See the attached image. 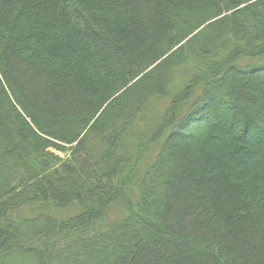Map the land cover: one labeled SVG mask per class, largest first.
<instances>
[{
	"label": "trees",
	"instance_id": "trees-1",
	"mask_svg": "<svg viewBox=\"0 0 264 264\" xmlns=\"http://www.w3.org/2000/svg\"><path fill=\"white\" fill-rule=\"evenodd\" d=\"M213 50L239 52L207 71L221 125L256 126L264 0H0V264H264L256 147L215 144L205 102L191 130L147 119Z\"/></svg>",
	"mask_w": 264,
	"mask_h": 264
},
{
	"label": "rangeland",
	"instance_id": "rangeland-1",
	"mask_svg": "<svg viewBox=\"0 0 264 264\" xmlns=\"http://www.w3.org/2000/svg\"><path fill=\"white\" fill-rule=\"evenodd\" d=\"M238 58H239V52L235 54V52H230V51L228 52L227 50H223V51L213 50L209 55L205 57L198 55L195 58L194 57L188 58L187 61H190L188 62V65L185 67V69L184 68L181 70L175 69V73L173 74L174 76L172 77L173 81L171 84L168 85V88L170 90L169 91L170 95L171 96L174 95V97H176L175 102L173 103L171 101V96L167 97L164 94L161 96L156 95L153 97V100L150 103V111L147 113L149 114L148 115L149 117L147 119H149L151 124H153L152 126H150V130L154 128L156 131L157 126L160 125V132L157 133L158 135L162 133V129L164 130V127H167L166 124L172 123L173 126L171 125L172 129L171 128L170 129L173 130L174 125H179L181 122L182 123L185 122L184 128H186L187 130H191L194 127L196 128L199 126H203L204 123L208 120V118H206L207 111L204 108V102H205V106H209L208 109L211 111V114L216 113L218 117L212 119V121L209 120L210 124H208V126L202 130L203 133H206L208 131L212 134L217 135L219 140L216 141L215 144H222V142H224L225 144L233 143L236 146H243V147L250 146L252 148L253 146H255L256 147L254 148L255 152L253 153L247 154L246 152V154L244 155V151L237 152V154L246 156L250 164L259 159H264V133L259 132L260 127H258L257 125V124H261V125L264 124V82H263L264 79L261 78V80L263 81L259 82L260 84H258L254 90H247L246 87L244 91L248 101L255 105L254 108H257L256 117L259 119L258 120L256 119V121L258 122L260 120V122L257 123L255 121L257 123L256 126L255 125L249 126V128L247 126H244L243 130L241 125H239L238 123L235 124L234 123L235 121L232 122L231 120L229 121V124L228 121L225 122V124L227 125L225 128L226 130L223 128V126L221 125L223 123L221 117L224 115L225 111H223V109L220 108L216 109L215 103H217V101L212 96L213 93L211 87L209 86V85L211 86L213 85L211 83L212 80L210 79L212 75L208 74L207 71H213L214 69H218L220 70V72L221 71L224 72L225 69H227V67H229V65L235 62ZM239 63L241 65H245L244 68L248 69L247 71H249V69H253L257 67L264 68V56L256 59L243 57V60H241ZM236 73L237 75H241V76L244 75L238 72ZM258 74L259 73H256V76ZM242 80L245 82H250V81L252 82L253 80L254 82L255 79H246V76H243ZM236 84L240 86V82L239 84L238 83ZM205 91H206V96H205ZM200 97L201 99H203L202 104H200L199 106L195 105ZM183 103H186L187 105L184 106V108L182 109ZM196 107L197 109L200 110L199 114L196 112L195 114L191 115L190 113L188 117H185V119L183 118L184 113L188 110V108L191 109ZM202 109H204V111H202ZM224 110L229 111L230 108H225ZM199 120L201 121L203 120L204 122L198 123ZM262 127H264V125ZM139 130L141 131L142 128L140 127ZM244 131L246 133L245 136H247V138L245 140H240L238 137H242ZM248 137L250 138L252 137L251 141L254 142L252 145H248L246 143L250 139V138L248 139ZM195 138H191V139H195ZM145 140L144 142L141 143V145H137L136 143V146H138V148L136 149L138 151L142 150L140 149L142 145L145 144L146 146L150 144L149 141L147 142ZM133 147L134 145L132 146V148ZM65 149L66 150L64 151H57L51 148L50 152H53L55 155H58L61 158H67L69 157V154H71L70 150H68L70 148L66 146ZM235 154L236 152L234 153V155Z\"/></svg>",
	"mask_w": 264,
	"mask_h": 264
},
{
	"label": "water",
	"instance_id": "water-1",
	"mask_svg": "<svg viewBox=\"0 0 264 264\" xmlns=\"http://www.w3.org/2000/svg\"><path fill=\"white\" fill-rule=\"evenodd\" d=\"M260 68V67H259Z\"/></svg>",
	"mask_w": 264,
	"mask_h": 264
}]
</instances>
